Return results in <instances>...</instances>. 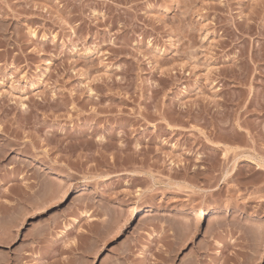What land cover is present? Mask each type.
Segmentation results:
<instances>
[{"label": "rangeland", "instance_id": "rangeland-1", "mask_svg": "<svg viewBox=\"0 0 264 264\" xmlns=\"http://www.w3.org/2000/svg\"><path fill=\"white\" fill-rule=\"evenodd\" d=\"M0 264H264V0H0Z\"/></svg>", "mask_w": 264, "mask_h": 264}, {"label": "bare ground", "instance_id": "bare-ground-1", "mask_svg": "<svg viewBox=\"0 0 264 264\" xmlns=\"http://www.w3.org/2000/svg\"><path fill=\"white\" fill-rule=\"evenodd\" d=\"M33 37H34V36H33ZM96 139H97V138H96ZM96 141H97V140H96ZM228 149H229V148H228ZM228 149H227V150H228ZM204 158H205V157H204ZM259 162H260V161H259ZM256 165H257V164H256ZM262 168H263V167H262ZM257 170H263V169H261V168L259 169V167L257 166ZM208 182H209V181H208ZM23 187H25V186H23ZM1 195H2V194H1ZM194 263H195V262H194Z\"/></svg>", "mask_w": 264, "mask_h": 264}]
</instances>
